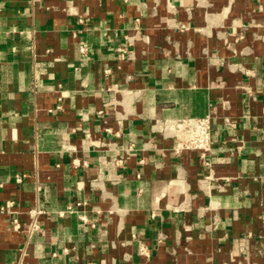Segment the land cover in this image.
Returning <instances> with one entry per match:
<instances>
[{
	"label": "crops",
	"instance_id": "1",
	"mask_svg": "<svg viewBox=\"0 0 264 264\" xmlns=\"http://www.w3.org/2000/svg\"><path fill=\"white\" fill-rule=\"evenodd\" d=\"M206 116L211 152L175 157L165 123ZM11 201L0 264H264V0H0Z\"/></svg>",
	"mask_w": 264,
	"mask_h": 264
},
{
	"label": "built area",
	"instance_id": "2",
	"mask_svg": "<svg viewBox=\"0 0 264 264\" xmlns=\"http://www.w3.org/2000/svg\"><path fill=\"white\" fill-rule=\"evenodd\" d=\"M83 19L80 20V23H83ZM129 43L130 40L128 39ZM119 54L121 60H126L130 57V51L127 47L119 48ZM79 52L81 57L86 58L89 53V48L85 44L79 45ZM99 116L103 115L104 112L100 111ZM164 135L168 138L175 140V144L172 148V154L175 157L182 155L184 152L196 151L201 153L202 157H205L211 152L213 144V123L210 116L204 118H184L178 119L175 121H168L165 123L163 129ZM87 140H90V136L87 135ZM101 147L106 146L101 144ZM121 161L118 160L116 164H119ZM87 163H84L86 165ZM24 179V175H16L15 181L21 183ZM15 206L13 201L7 203L6 205L0 207V212L7 213ZM89 203L87 201L75 202L69 204L64 213L76 215L80 221L83 223H89L87 212H88ZM62 213V214H64ZM29 222L27 224H22L21 221L15 217L12 220V227L14 231H25L27 235V240L41 231L40 225V216L43 212L39 207H34L29 210ZM141 253L146 254V248H141ZM26 256V251L22 253V259L19 264H25L24 257Z\"/></svg>",
	"mask_w": 264,
	"mask_h": 264
}]
</instances>
